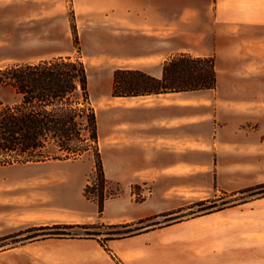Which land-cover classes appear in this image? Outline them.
<instances>
[{"label":"crops","instance_id":"obj_1","mask_svg":"<svg viewBox=\"0 0 264 264\" xmlns=\"http://www.w3.org/2000/svg\"><path fill=\"white\" fill-rule=\"evenodd\" d=\"M115 4L117 10L139 11V15L134 14L135 23L150 24L152 34L163 37V44L170 46L173 21L167 12H171V3L115 0ZM240 4L231 2L230 9L245 10ZM261 4L264 6V2ZM248 22L264 27L262 18L258 22L248 19ZM251 40L254 41L252 38L247 41ZM201 46L188 45L175 52L213 55L212 50L201 49ZM215 47L228 52L230 67L217 68L215 63L214 89L137 96L108 94V105L97 109L104 174L122 191L119 196L105 201L103 214H84L82 209L72 213L56 211L59 207L69 209L79 205L83 208L81 202H74L65 193L63 201L50 196V206L45 210L7 214L2 220L31 225L97 220L105 224L126 223L164 214L192 201L215 197L217 193L233 195L241 188L264 182V53L251 47L253 56L239 59L232 52L231 41L228 45L217 42ZM165 54V57L171 55L172 51L168 49ZM253 58L259 60L256 65H253ZM161 66L151 74L160 77ZM256 85L259 88H252ZM12 103L14 101L9 104ZM132 186H138L146 196L143 201H135ZM83 187L82 199L96 207L83 196ZM60 188L64 187L53 186L51 194L59 193ZM243 205L244 214L261 215V224L256 228L245 226V235L246 240L259 242L262 251L264 196ZM232 208L111 239L107 241V249L97 239L84 237L26 241L0 251V264H225L219 260L218 246L214 242H204L203 236L207 231H214L211 221L231 214ZM203 223L210 228L199 226ZM195 233L198 234L196 242L190 240ZM259 264H264L262 255Z\"/></svg>","mask_w":264,"mask_h":264},{"label":"rangeland","instance_id":"obj_2","mask_svg":"<svg viewBox=\"0 0 264 264\" xmlns=\"http://www.w3.org/2000/svg\"><path fill=\"white\" fill-rule=\"evenodd\" d=\"M165 2L171 3L172 6L171 12H167L173 21L170 46L163 44V37L152 34L153 27L150 24L145 22L140 26L135 23L134 14L139 15V11L117 10L115 0H0V67L36 62L53 56L78 58L87 70L89 99L96 113L97 109H104L108 105L112 73L116 68H141L152 73L165 59L178 53L175 51L195 44H201V49L208 48L213 51L211 56L214 57L217 68L230 67L228 52L218 50L215 47L217 42L228 45L231 41L232 52L239 59L253 56L249 49L251 47H255L254 50L259 53H264V27L248 22V19L257 22L260 18L264 19V6L261 4L264 0H165ZM231 2L241 3L245 10H231ZM248 38L254 41H247ZM168 49L172 54L165 57ZM153 53L158 55L149 56ZM262 59L264 61V57ZM257 62L259 60L253 58V65ZM252 88L259 87L256 85ZM16 100L12 89L0 87V104L6 105ZM99 117L98 111L97 119ZM45 162L43 165H32L33 162H29L0 166V251L17 246L23 241L40 238L49 232L37 229L24 232V229L33 225L11 220L5 222L2 218L7 214L45 210L44 208L50 206L48 202L50 196L56 201H63L66 193L71 200L81 202L83 206L68 207L69 209L59 207L56 211L72 213L76 209H82L84 214H97V207L86 203L81 195L82 187L92 179L94 166L92 153L76 160ZM58 184L64 187L59 189L60 194H51V188ZM116 188L117 183L111 182L106 188V194L116 193ZM131 191L139 193L137 188H131ZM259 193L260 190L244 195L217 193L215 197H211L224 198L216 202L220 210L233 207L231 214L211 221L214 231H207L203 236L204 242H214L218 246L219 260L225 264H259L261 255L264 259V248L261 251L258 247L259 242L246 240L245 235V226L247 228L259 226L261 215L244 214L243 203L263 197ZM145 197L134 196V199L141 202ZM194 202L197 201L172 209L169 211L173 212L171 216L156 218L154 222L157 223L149 228L155 229L162 224L167 225L215 212L212 210L216 207L209 208L208 205L190 207ZM262 217L264 218V214ZM138 226L141 225L132 227V230ZM199 226L210 228L207 223ZM124 230L118 229L121 233H124ZM88 231L99 232L98 236L102 240L108 237L107 234L114 232L108 226L89 228ZM63 232L83 235L85 230L75 228ZM25 237H29V240H25ZM196 239L198 234H191L190 240L196 242Z\"/></svg>","mask_w":264,"mask_h":264},{"label":"trees","instance_id":"obj_3","mask_svg":"<svg viewBox=\"0 0 264 264\" xmlns=\"http://www.w3.org/2000/svg\"><path fill=\"white\" fill-rule=\"evenodd\" d=\"M0 87H9L17 97L12 104H0V166L48 160H76L92 153L93 175L83 188V196L96 204L98 216L103 214L105 201L122 191L117 184L116 193L106 194V188L111 182L104 174L98 142L97 116L89 99L88 74L84 63L71 56H53L36 62L6 65L0 67ZM215 87L214 57L193 56L181 52L163 61L160 77L140 68L114 69L110 94L113 97L137 96ZM132 188L139 189L138 186ZM259 190V194L264 196V182L245 187L235 193L244 195L257 193ZM137 194L138 198L140 194ZM221 199L224 198L200 200L192 203L190 207L208 205L209 208L216 207L212 211H217L221 208L217 207L216 202ZM171 213L173 212L118 224H105L99 220L77 224L54 222L29 226L23 231H49L33 240L47 237L94 238L107 249V241L147 231L157 223L154 220L158 216ZM136 225L141 226L132 230ZM101 226H108L114 232L107 234L108 237L102 240L98 236L99 232L88 231L89 228ZM75 228L84 229V234L63 232ZM118 229H125L126 233H121ZM57 230L60 231L54 232ZM26 239L29 240V237H25Z\"/></svg>","mask_w":264,"mask_h":264},{"label":"built area","instance_id":"obj_4","mask_svg":"<svg viewBox=\"0 0 264 264\" xmlns=\"http://www.w3.org/2000/svg\"><path fill=\"white\" fill-rule=\"evenodd\" d=\"M133 194H134V196H136L137 193L133 192ZM139 194H140V196H142V195H141V192H139ZM137 195H138V194H137Z\"/></svg>","mask_w":264,"mask_h":264},{"label":"bare ground","instance_id":"obj_5","mask_svg":"<svg viewBox=\"0 0 264 264\" xmlns=\"http://www.w3.org/2000/svg\"><path fill=\"white\" fill-rule=\"evenodd\" d=\"M96 113H97V117H98V110H96Z\"/></svg>","mask_w":264,"mask_h":264}]
</instances>
